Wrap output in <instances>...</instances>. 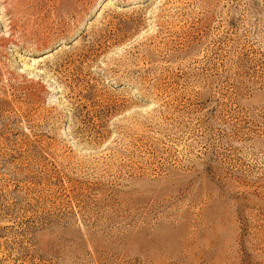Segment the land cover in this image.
I'll return each mask as SVG.
<instances>
[{"label": "rangeland", "instance_id": "1", "mask_svg": "<svg viewBox=\"0 0 264 264\" xmlns=\"http://www.w3.org/2000/svg\"><path fill=\"white\" fill-rule=\"evenodd\" d=\"M0 264H264V0H0Z\"/></svg>", "mask_w": 264, "mask_h": 264}]
</instances>
